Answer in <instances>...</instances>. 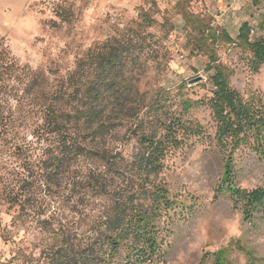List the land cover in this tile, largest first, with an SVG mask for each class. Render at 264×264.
<instances>
[{
	"label": "rangeland",
	"instance_id": "rangeland-1",
	"mask_svg": "<svg viewBox=\"0 0 264 264\" xmlns=\"http://www.w3.org/2000/svg\"><path fill=\"white\" fill-rule=\"evenodd\" d=\"M244 23L250 40L264 38V0H0V50L51 81L105 41L130 35L144 43L129 67L128 103L144 104L138 119L92 145L112 165L85 157L58 177L43 163L49 142L18 153L0 136V264H99L92 257L105 249L107 206L141 181L139 137L164 134L155 125L163 109L175 120L155 178L167 208L155 220V247L138 264H264V63L254 70L239 37ZM217 66L225 93L241 96L239 120L214 84ZM6 80L0 112L12 104L21 122L6 86L22 85ZM26 126L17 130L30 137ZM102 182L114 196L97 193Z\"/></svg>",
	"mask_w": 264,
	"mask_h": 264
},
{
	"label": "trees",
	"instance_id": "trees-1",
	"mask_svg": "<svg viewBox=\"0 0 264 264\" xmlns=\"http://www.w3.org/2000/svg\"><path fill=\"white\" fill-rule=\"evenodd\" d=\"M250 31L249 24L244 23L239 37L251 51L252 65L257 72L264 63V38L252 41ZM223 37L232 41L227 32ZM132 41L129 35L125 41L115 38L98 44L79 59L73 71L52 81L45 72L21 65L5 50H0V92L5 88L4 80L18 79L22 88L15 84L6 88H9L10 100L16 102L15 110L25 114L21 122H17L12 104L7 116L0 112L1 138L15 143L18 153L33 150L36 143L49 142L43 163L58 177L64 176L85 157L96 156L112 165L113 156L107 150H95L92 145L98 146L100 139L116 135L123 122L138 119L144 106L142 102L128 103L133 102L130 100L133 90L129 67L139 62L141 52L136 53L135 49L138 47L142 51L144 48L143 41ZM215 69L214 84L229 107V117L233 114L232 119L237 120L238 116H243L239 106L243 102L241 96L235 91L225 93L228 84L222 76L223 69L219 66ZM159 116L155 125L164 134L158 137L156 130L143 132L139 137L140 150L134 161L142 171L141 181L130 194L115 195L113 203L107 206L100 224L105 249L99 256L92 254V259L99 264H111L116 257L122 259L123 264H138L156 245L155 220L160 210L167 208L168 199L155 178L163 169L167 145L172 141L167 135L175 122L167 118V110L163 109ZM25 124L28 126L24 130L32 127L30 137L21 136L17 130ZM230 125L233 128L232 123ZM97 193L112 195L106 182L99 183Z\"/></svg>",
	"mask_w": 264,
	"mask_h": 264
}]
</instances>
